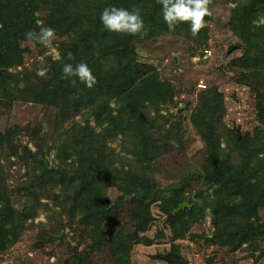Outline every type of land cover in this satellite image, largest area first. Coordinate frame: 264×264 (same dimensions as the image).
<instances>
[{
	"label": "trees",
	"instance_id": "1",
	"mask_svg": "<svg viewBox=\"0 0 264 264\" xmlns=\"http://www.w3.org/2000/svg\"><path fill=\"white\" fill-rule=\"evenodd\" d=\"M237 3L229 30L241 42V55L235 56L227 69L255 95L254 119L261 126L249 125L245 132L237 128L222 135L223 95L216 88L203 92L192 115L208 155L201 166L202 187L195 189L194 175L187 172L180 175L179 183L166 189L151 186L153 165L163 156L181 152L180 131L176 148L171 136L174 127L166 128L171 119L161 114L163 105L173 103L177 92L155 66L139 60L136 45L176 35L206 46V24L212 17L206 15L205 26L193 36L187 22L169 29L158 0H0V69H4L0 73V116L10 118L16 104L56 111L53 129L45 136L46 126L41 121L22 127L9 121L0 129V252L20 242L28 230L25 225L19 227L18 214L24 222L34 220L41 207L47 212L58 208L67 214L76 236L81 235L72 245L58 237L64 224L51 230L47 242L58 241L66 249L63 264H92L93 253L103 249L112 252L114 264H132L134 245L155 243L148 231L155 220L152 206L157 205L170 231V249L156 256L164 264H189L180 242L198 238L230 252L255 256L261 251L264 255V0ZM112 5L138 8L144 19L143 33L106 30L100 14ZM37 13H47L43 26L54 28L61 39L59 58L43 59L49 68L44 77L36 75L37 68L13 74L12 68L24 65L28 49L21 44L29 41L25 33L41 27L36 23ZM69 51L72 60L67 57ZM81 61L95 76L91 88L77 78H61L64 63ZM78 116L79 120L73 119ZM176 128L181 130V125ZM24 131L35 138L36 150L24 146L20 154L16 143ZM112 143H117L123 154ZM4 154L17 157L26 166V184L16 192L37 205L26 214L13 207L1 162ZM110 188L120 194L114 202ZM45 198L52 200L54 207L42 204ZM184 200L190 206L175 212ZM127 201L132 228L121 229L110 238L104 227L122 216ZM206 208L211 209L210 214L205 213ZM206 220H210L212 237L206 232L192 233ZM157 236L168 238L163 232Z\"/></svg>",
	"mask_w": 264,
	"mask_h": 264
},
{
	"label": "rangeland",
	"instance_id": "2",
	"mask_svg": "<svg viewBox=\"0 0 264 264\" xmlns=\"http://www.w3.org/2000/svg\"><path fill=\"white\" fill-rule=\"evenodd\" d=\"M237 4V0H208L207 15L212 18L206 24L209 29V41L206 46H197L188 39L176 35H164L136 45L139 60L155 66L163 78L172 82L177 92L173 103L163 105L161 114L165 118L170 117L171 122L166 124V128L174 127L171 136L176 144L181 139V152L176 151L163 156L154 163L152 187H156L158 184L167 189L169 186L179 183L180 175L187 172L194 175V178L191 177L192 186L195 189L201 186V176L203 175L201 166L207 161L208 155L204 140L193 123L192 115L199 105L203 92L216 88L223 95L225 115L222 119L223 125H221L222 135L233 129L239 128L240 131L245 132L250 127L249 125H253V127L256 124L260 125L254 119L258 106L255 95L250 88L240 85L232 71L228 70L232 59L241 55L239 50L241 42L229 30L232 10ZM46 17L47 13H37V19L41 21L40 26L44 25ZM60 41L61 39L55 36L49 48H45L42 44L37 45L35 40L23 42L21 47L29 50L24 55V65L15 66L10 71L13 74L33 71L40 65L41 58L44 59L48 56L54 59L59 58ZM235 46L239 48L228 55V52ZM207 50L212 51V54L206 55ZM12 111L10 118L0 116V129L11 122L22 127V125L31 122L41 121L46 126V133H43L45 136L53 129L54 124L52 125V123L56 120V111L51 107L16 104ZM79 117L73 119L79 120ZM70 122H66L67 127ZM178 124L181 125V130L176 128ZM178 131H180L179 139L176 138ZM32 137L28 131L19 135L20 142L16 144L20 154L24 152V146H28L32 151L36 150L35 138ZM176 144L177 148L178 144ZM222 144L224 147L225 143ZM111 146H117V152H120L121 148L117 143H112ZM5 154L1 157V162L8 176L13 207L19 213L26 214L37 206L26 195L16 192L18 187L26 184V166L17 157H9ZM120 154H123V151ZM109 194L112 202L120 196L115 188H110ZM41 202L47 204L49 208L54 207L52 200L45 198ZM130 208V203L127 201L122 216L106 223L104 227L106 235L112 238L121 229L131 230ZM151 210L155 220L148 235L155 238V243L151 246L134 245L131 253L132 264H164L156 259V256L171 247L170 231L167 228L165 216L161 214L157 205H153ZM38 211L39 214L34 220L29 219L23 222L20 214L16 216L19 227L25 225L28 230L20 242L14 244L7 251L0 252V264H63L66 249L62 248L58 241L51 244L47 242L51 230H54L60 223L65 227L58 237H64L65 243L73 245L81 240V235L76 236L73 228L69 226L68 216L65 212L59 211L58 208L47 212L44 207ZM261 214L264 215V210ZM212 231L210 220H206L201 227H195L192 233L206 232L209 233V237H212ZM161 232L165 233L168 238L158 237L157 235H160ZM180 245L189 264H264V255L261 251H257L255 256L245 252H230L228 249H221L218 246L205 243L203 239L199 238L197 241L187 239L180 242ZM81 247L83 248V246ZM91 262L92 264H114V255L109 249L96 251L92 255Z\"/></svg>",
	"mask_w": 264,
	"mask_h": 264
},
{
	"label": "clouds",
	"instance_id": "3",
	"mask_svg": "<svg viewBox=\"0 0 264 264\" xmlns=\"http://www.w3.org/2000/svg\"><path fill=\"white\" fill-rule=\"evenodd\" d=\"M161 4L160 13L169 29H173L178 23L187 22L193 36L197 35L205 26V16L208 14V0H158ZM103 27L109 32L121 34H142L145 30L144 19L138 8H124L115 5L105 7L100 14ZM37 25L41 21H36ZM27 40L42 44L45 48L52 45L55 38V29L50 26H41L39 31L30 30L25 33ZM69 60L73 59L72 53H67ZM49 71L46 62L41 58L36 75L44 77ZM62 79L77 78L81 83L91 88L95 84V76L86 62L76 64L64 63L62 66ZM72 83L76 80L72 79ZM206 214L211 213L210 208L205 209Z\"/></svg>",
	"mask_w": 264,
	"mask_h": 264
},
{
	"label": "water",
	"instance_id": "4",
	"mask_svg": "<svg viewBox=\"0 0 264 264\" xmlns=\"http://www.w3.org/2000/svg\"><path fill=\"white\" fill-rule=\"evenodd\" d=\"M239 47L235 46L233 47L229 52H228V55L232 52H234L236 49H238ZM3 69L0 70V72L2 71ZM260 106V105H259ZM261 108V106H260ZM190 204L189 202L187 201H183L182 204L175 210V212H179L180 210L184 209L185 207H189Z\"/></svg>",
	"mask_w": 264,
	"mask_h": 264
},
{
	"label": "built area",
	"instance_id": "5",
	"mask_svg": "<svg viewBox=\"0 0 264 264\" xmlns=\"http://www.w3.org/2000/svg\"><path fill=\"white\" fill-rule=\"evenodd\" d=\"M205 53H206V55H211L212 54V51L207 50Z\"/></svg>",
	"mask_w": 264,
	"mask_h": 264
}]
</instances>
